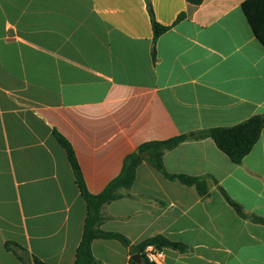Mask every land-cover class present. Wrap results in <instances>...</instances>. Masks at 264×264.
<instances>
[{
  "label": "crops",
  "instance_id": "crops-1",
  "mask_svg": "<svg viewBox=\"0 0 264 264\" xmlns=\"http://www.w3.org/2000/svg\"><path fill=\"white\" fill-rule=\"evenodd\" d=\"M169 30L154 44L145 0H0V264H74L87 217L56 134L87 190L101 194L141 145L264 116V46L246 0H150ZM183 15L180 19L179 17ZM171 175L207 178L208 194L147 162L105 205L95 264H132L158 236L165 264H264V130L242 163L212 139L163 156Z\"/></svg>",
  "mask_w": 264,
  "mask_h": 264
},
{
  "label": "trees",
  "instance_id": "trees-1",
  "mask_svg": "<svg viewBox=\"0 0 264 264\" xmlns=\"http://www.w3.org/2000/svg\"><path fill=\"white\" fill-rule=\"evenodd\" d=\"M147 10L151 18V24L154 32V44L160 36L169 30V27L160 25L156 19L150 0H145ZM191 5L199 6L204 0H187ZM242 10L248 20L251 29L256 38L264 46V0H246L242 4ZM181 15L179 19L182 17ZM264 130V116L255 115L248 120L228 128H214L205 131H199L182 135L163 142H150L141 145L135 152L127 156L124 161L121 174L113 180L105 190L98 195L91 194L85 185L81 168L78 164L75 152L70 143L56 134V137L64 148L71 168L73 170L76 184L81 192L83 199L87 204V217L84 225L83 235L80 245L76 252L74 264H95L96 260L92 253V244L97 239L116 240L126 248L130 247V241L118 233H110L101 230V225L106 218L102 214L105 205L120 199L121 189H130L136 179L137 169L143 162L149 163L157 171L169 180H175L183 185L196 188L201 196L208 194L207 178H193L185 175H171L164 167L163 156L166 151L177 148L185 141H198L203 139H212L217 148L222 151L234 164H241L243 159L253 150ZM229 203L235 208L236 212L243 218L264 224V220L257 217L246 215L242 207L233 202L223 191ZM155 245L159 248H171L179 251H185L184 245L171 242L164 237L158 236L148 239L135 248H131L130 256L140 254L143 261L141 264H150L143 256L142 250L147 245ZM132 264H136L131 260ZM34 264H47L35 259Z\"/></svg>",
  "mask_w": 264,
  "mask_h": 264
},
{
  "label": "built area",
  "instance_id": "built-area-1",
  "mask_svg": "<svg viewBox=\"0 0 264 264\" xmlns=\"http://www.w3.org/2000/svg\"><path fill=\"white\" fill-rule=\"evenodd\" d=\"M142 256L150 263V264H165V249L159 248L155 245H147L142 250Z\"/></svg>",
  "mask_w": 264,
  "mask_h": 264
},
{
  "label": "water",
  "instance_id": "water-1",
  "mask_svg": "<svg viewBox=\"0 0 264 264\" xmlns=\"http://www.w3.org/2000/svg\"><path fill=\"white\" fill-rule=\"evenodd\" d=\"M131 260L134 262V263H136V264H141L142 263V261H143V259H142V257H141V255L140 254H134V255H132L131 256Z\"/></svg>",
  "mask_w": 264,
  "mask_h": 264
}]
</instances>
